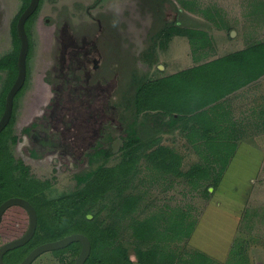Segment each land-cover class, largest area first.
Masks as SVG:
<instances>
[{"label": "rangeland", "instance_id": "rangeland-1", "mask_svg": "<svg viewBox=\"0 0 264 264\" xmlns=\"http://www.w3.org/2000/svg\"><path fill=\"white\" fill-rule=\"evenodd\" d=\"M151 1L40 0L29 20L27 80L16 96L2 143L7 157L47 185L49 200L79 186L75 174L87 170L88 153L103 138L115 139V153L106 167L117 163L126 123L118 103L129 82L135 80L137 88L144 80L264 41V0H163L159 5L156 0V11ZM27 2L0 0V59L18 48L15 22ZM158 8L170 20L180 18L182 24L175 21V26L204 31L205 37L198 35L206 46L195 52L186 32L158 41L151 30ZM16 76L10 66L0 68V99ZM243 88L211 111L219 119L218 128L205 132L200 127L190 136L198 124L182 118L171 131L150 137L181 158V171L191 173L194 165L206 168L205 179L195 183L192 174L162 175L141 157L124 192V197L142 195L139 208L122 216L110 198L100 195L88 208L96 212L95 226L118 223L123 242L141 244L133 234V220L155 215L158 227V208L176 209L184 211L192 230L163 241L160 249L172 256L171 264H203L198 259L204 264H264V75ZM144 117L143 111L140 121ZM217 142L233 151L225 164L226 148L219 147V157L213 150ZM83 216L70 230L79 228L76 223L82 224ZM28 225L26 209L10 207L0 223V246ZM80 247L78 242L70 249L46 251L31 264H74ZM142 247L158 250V237ZM20 251H7L5 262L19 261ZM130 255L136 259L134 252Z\"/></svg>", "mask_w": 264, "mask_h": 264}, {"label": "trees", "instance_id": "trees-1", "mask_svg": "<svg viewBox=\"0 0 264 264\" xmlns=\"http://www.w3.org/2000/svg\"><path fill=\"white\" fill-rule=\"evenodd\" d=\"M160 1L164 2L158 0V5ZM28 4L29 0L24 5L23 11ZM156 4V0L151 1L155 11L157 10ZM39 7L40 2L36 11L26 21V30L29 20L37 14ZM173 7L178 8L176 5ZM161 8L165 9V7ZM18 19L14 28L18 48L15 54H9L0 59V68L10 66L15 75L18 73L17 60L21 44L16 26ZM175 21L177 24H182L179 17L170 20L166 12L158 8L151 29L158 41L163 37L171 38L174 32H186L195 52L206 46L201 41V37L206 36L204 31H199L193 27L183 30L173 24ZM158 24L160 25L158 26ZM194 33L197 34L195 37L193 36ZM198 34L202 36L200 37ZM29 55L30 53H28L27 60ZM198 57L196 59H199ZM263 75L264 41L217 58L203 60L182 71L144 80L141 84H137V88L134 87L135 80L129 82L130 85L123 89L122 99L118 103L122 112L121 116L126 123L119 146L120 157H116L118 158L117 163L106 167L115 153V139L103 138L97 147L88 153L89 167L87 170L75 174L79 186L73 191L52 200H49L47 185L44 182H38L29 177L21 162H14V157H7L2 143L6 127L0 134V204L9 197L21 196L34 205L38 214V226L35 233L38 240L33 242V246L74 232L86 234L90 238L92 250L84 264H156L157 260L158 264H171L172 256L160 248L164 246V240L177 238L179 234L185 235L192 230L191 223L186 222L184 211L179 212L176 209L164 207L158 208V227L155 224V215L140 220L134 219L131 226L135 237L141 240L140 244L138 241L123 242L118 223L96 227L93 221L96 212L88 208L92 206V202L98 196L103 195L104 198L111 199L110 205H114L117 212L122 216L130 215L136 211L139 208V200L142 195L124 197V192L131 186V174L135 172L141 157L146 159L149 167L162 175L168 172H173L178 176L192 174L195 176L193 179L195 183H199L200 179H205L204 177L208 176V170L203 167L200 168L198 165H194L195 171H191V173L190 171L187 173L181 171L179 169L181 158L172 149L163 146L159 139H150L152 133L171 131L182 118L187 121L194 120L198 124L191 129L190 136L198 134L200 127L205 132L211 128H218L219 119L212 112L216 107L222 105L220 102ZM8 91L9 89L4 92L0 99V118L5 109ZM143 111L145 112V119L140 121L139 116ZM210 145L212 146V142ZM223 146L226 148L227 155L226 160H224L225 164L233 151L228 153L227 146L223 143H218V148L213 147V150L219 157L220 153L222 154L219 147ZM17 172H21V174ZM110 187L112 188L105 193V190ZM206 190L209 192L208 187ZM18 206L16 205V207ZM19 207L23 208L22 206ZM9 209L5 213H8ZM81 214L85 218L83 223H76L79 224V228L76 229L75 227L70 230L74 226L72 222ZM153 237H158V250L154 247L143 248V244ZM77 243H74L73 246ZM26 246L20 249L22 253L18 254L21 256L19 260H22L28 252L29 249ZM28 246L30 247V244ZM131 252L135 253L136 259L131 257ZM197 261L203 262V264L205 262L204 259Z\"/></svg>", "mask_w": 264, "mask_h": 264}, {"label": "water", "instance_id": "water-1", "mask_svg": "<svg viewBox=\"0 0 264 264\" xmlns=\"http://www.w3.org/2000/svg\"><path fill=\"white\" fill-rule=\"evenodd\" d=\"M39 2L40 0H30L28 6L20 14L17 22V32L21 42L17 60L18 73L6 96L5 109L0 118V134L12 118L16 95L22 89L27 79V57L30 48V39L25 24L27 19L36 11ZM16 205L22 206L28 212L29 225L23 235L0 246V264H10L4 260L5 253L11 249L27 244L35 235L38 226V214L36 208L28 199L21 196L9 197L0 204V222L2 221L4 213L10 207ZM74 241L80 242L82 246L74 264H84L91 254L92 247L90 238L82 232H74L55 240L40 243L34 247L20 262L15 264H31L42 253L66 247Z\"/></svg>", "mask_w": 264, "mask_h": 264}, {"label": "flooded vegetation", "instance_id": "flooded-vegetation-1", "mask_svg": "<svg viewBox=\"0 0 264 264\" xmlns=\"http://www.w3.org/2000/svg\"><path fill=\"white\" fill-rule=\"evenodd\" d=\"M3 218H4V215H3ZM3 218H2V220H3ZM28 218H29V214H28ZM1 222H2V221H1ZM1 222H0V223H1ZM27 228H28V227H27ZM25 231H26V230H25ZM25 231L23 232V234L25 233ZM23 234H21V235H23ZM70 234H71V233H70ZM21 235H20V236H21ZM67 235H68V234H67ZM20 236H16L15 238H18V237H20ZM65 236H66V235H65ZM63 237H64V236H63ZM15 238L12 237V238H10V239L5 240V241L3 242V244L6 243V242H8V241H10V240L15 239ZM32 239H33V238H32ZM32 239H31V240H32ZM31 240H30L27 244H25V245H23V246H20V247H16V248L11 249V250L14 251V250H16V249H23V247H25V246L27 245L26 247H28L27 249H29L28 252L26 253V255H27V254H28V253H29L34 247H36L37 245L40 244V243H39V244H36V245H34V246L31 244L30 247H29L28 245L31 243ZM76 242H77V241H74V242L70 243V244H69L68 246H66V247L59 248V249H55V251L62 250V249L64 250V249H70V248H73V244L76 243ZM81 247H82V246H81ZM81 247H80V251H81ZM9 251H10V250H9ZM9 251H8V252H9ZM49 251H51V250H49ZM80 251L78 252V255H79ZM51 252H54V251H51ZM26 255H25V256H26ZM78 255H77V256H78ZM20 261H21V260H19L18 262H20ZM18 262L16 261V262H12V263H10V264H15V263H18ZM74 263H75V262H74Z\"/></svg>", "mask_w": 264, "mask_h": 264}, {"label": "crops", "instance_id": "crops-1", "mask_svg": "<svg viewBox=\"0 0 264 264\" xmlns=\"http://www.w3.org/2000/svg\"><path fill=\"white\" fill-rule=\"evenodd\" d=\"M244 89V88H243Z\"/></svg>", "mask_w": 264, "mask_h": 264}]
</instances>
